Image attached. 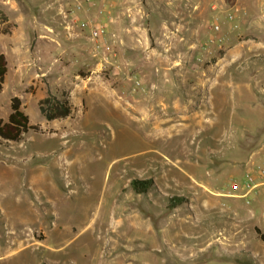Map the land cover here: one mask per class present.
Returning <instances> with one entry per match:
<instances>
[{"label":"rangeland","instance_id":"374dc122","mask_svg":"<svg viewBox=\"0 0 264 264\" xmlns=\"http://www.w3.org/2000/svg\"><path fill=\"white\" fill-rule=\"evenodd\" d=\"M5 2L0 118L38 129L0 138V264H264V0Z\"/></svg>","mask_w":264,"mask_h":264},{"label":"trees","instance_id":"16d2710c","mask_svg":"<svg viewBox=\"0 0 264 264\" xmlns=\"http://www.w3.org/2000/svg\"><path fill=\"white\" fill-rule=\"evenodd\" d=\"M8 15L0 10V25L6 26L2 29L4 34L9 33V27L12 25L9 21ZM8 73V61L5 54L0 53V93L4 89L6 75ZM40 113L48 121L55 119L66 118L72 113V106L66 97H58L57 95L49 92L48 95L39 102ZM38 127L30 122L29 116L22 109V101L19 97H13L11 100V113L7 121L0 118V138L8 141L19 142L22 140L23 135L37 130ZM152 180H134L132 182L133 189L143 194L152 187ZM259 234L260 231L257 230ZM264 241V236L261 235Z\"/></svg>","mask_w":264,"mask_h":264},{"label":"built area","instance_id":"2783aa9c","mask_svg":"<svg viewBox=\"0 0 264 264\" xmlns=\"http://www.w3.org/2000/svg\"><path fill=\"white\" fill-rule=\"evenodd\" d=\"M76 10L82 8L83 3H90V0H71ZM75 10V11H76ZM73 11V12H75ZM103 30L97 27L91 28L90 35L93 40L100 39ZM241 187L249 196L261 197L264 195V165L257 166L245 174Z\"/></svg>","mask_w":264,"mask_h":264},{"label":"crops","instance_id":"0c3cea01","mask_svg":"<svg viewBox=\"0 0 264 264\" xmlns=\"http://www.w3.org/2000/svg\"><path fill=\"white\" fill-rule=\"evenodd\" d=\"M0 10H3L8 15L9 19L12 18V15L14 14L13 10H11L9 6H7V2H5V0H0ZM27 41L28 40H24V43L26 44ZM0 53L5 54L7 61H8V73L6 75L7 77L8 74L10 73L9 57L6 51H4L1 47H0ZM26 57L27 56H25L24 53L21 52L20 47L18 46V49L16 50V64H15L16 67H14L16 72L24 73V71L26 70V68L24 67V65H26L25 63H30V58H26ZM240 190L244 192V194H241L240 196H238L240 198H243V199L252 198V200H254V202H257V203H262V201H264V195H262L261 197L249 196L246 194V191L242 187H240Z\"/></svg>","mask_w":264,"mask_h":264}]
</instances>
